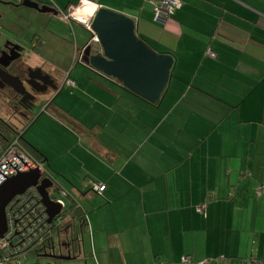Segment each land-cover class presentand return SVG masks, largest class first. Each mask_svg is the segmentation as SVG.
<instances>
[{
  "label": "crops",
  "instance_id": "1",
  "mask_svg": "<svg viewBox=\"0 0 264 264\" xmlns=\"http://www.w3.org/2000/svg\"><path fill=\"white\" fill-rule=\"evenodd\" d=\"M32 1L57 10L55 19L72 30L82 25L62 14L82 2L132 18L138 37L174 60L167 91L153 105L76 59L93 38L84 26L86 44L52 31L47 46L39 38L38 55L49 47L60 57L58 89L21 144L69 194L66 207L87 219L79 261L264 262V0H179L161 22L143 0ZM16 6L5 7L35 15ZM67 43L71 57L59 51ZM76 62L82 70L68 73ZM91 181L105 191L91 192Z\"/></svg>",
  "mask_w": 264,
  "mask_h": 264
},
{
  "label": "water",
  "instance_id": "2",
  "mask_svg": "<svg viewBox=\"0 0 264 264\" xmlns=\"http://www.w3.org/2000/svg\"><path fill=\"white\" fill-rule=\"evenodd\" d=\"M3 6H16L13 2H0ZM37 11L39 14L53 13L57 10L40 6L38 2L24 0L18 6ZM91 42L84 48L80 63L93 71L106 76L142 100L156 105L164 97L171 76L174 60L168 54H159L141 40L136 32V22L117 12L101 8L90 22ZM58 89V88H57ZM57 91V90H56ZM54 183L43 178L39 170L19 174L0 185V238L6 233L5 208L16 196L30 188H36L41 202L46 208L48 222L61 214L62 206L53 202L48 190ZM78 257H48L56 261L70 262Z\"/></svg>",
  "mask_w": 264,
  "mask_h": 264
},
{
  "label": "flooded vegetation",
  "instance_id": "3",
  "mask_svg": "<svg viewBox=\"0 0 264 264\" xmlns=\"http://www.w3.org/2000/svg\"><path fill=\"white\" fill-rule=\"evenodd\" d=\"M0 2L7 3L5 0ZM40 6L51 8L48 4ZM6 8L0 4V154L16 138L22 146L25 130L34 122L40 110L45 111L49 107V97L57 92L59 82L54 63L41 59L37 53L40 36L47 46L50 30L45 19L48 15L55 17L54 14L43 15L36 11L29 18L16 9ZM68 13L71 12L65 14ZM39 15L45 17L42 22L36 17ZM32 26L37 31H33ZM83 55L84 48L79 51L76 59L81 61ZM49 194L52 196V191ZM52 239L48 251L31 253L32 257H78V233L75 235L69 230L59 239L54 236Z\"/></svg>",
  "mask_w": 264,
  "mask_h": 264
},
{
  "label": "built area",
  "instance_id": "4",
  "mask_svg": "<svg viewBox=\"0 0 264 264\" xmlns=\"http://www.w3.org/2000/svg\"><path fill=\"white\" fill-rule=\"evenodd\" d=\"M153 7V16L156 22H161L172 15L179 7V0H145ZM82 5L90 8L88 16L77 19L74 17L75 11ZM76 9L69 10L68 14H63L64 20L72 19L77 21L87 30L90 31V22L95 16L98 8L87 2ZM66 86L74 87L75 84L71 80L65 81ZM34 170H39L43 178H46L44 165L41 162L35 161L25 149L20 145L18 139L10 141L1 151L0 154V185L5 183L9 178L29 173ZM93 191L102 193L106 186L104 184L91 183ZM57 193H53L52 201L62 206V211L65 210V198L69 194L65 190L58 189ZM50 196V194H49ZM62 213V212H61ZM58 215L53 221L56 225L61 221ZM46 208L41 202V197L36 188L26 190L22 195L14 197L5 208L6 233L0 238V264H26L29 258L32 257L30 250L41 246L44 243L53 242L51 235L52 227L48 222ZM87 220V219H86ZM223 262L224 259L217 260ZM183 262H188L183 259ZM210 261H202L197 264H209ZM243 264H264L254 258L244 260Z\"/></svg>",
  "mask_w": 264,
  "mask_h": 264
},
{
  "label": "rangeland",
  "instance_id": "5",
  "mask_svg": "<svg viewBox=\"0 0 264 264\" xmlns=\"http://www.w3.org/2000/svg\"><path fill=\"white\" fill-rule=\"evenodd\" d=\"M19 12H22V11H19ZM45 22H48L47 23V27L50 30V32L52 31L53 33H55V32L56 33H62L63 36H65V38L68 39L69 43H71L73 45H75L74 44L75 43L74 36H76L78 41L81 40L83 42V44L88 43L90 41V39H91V34L89 32H87L86 29L83 28L82 26L80 27L78 25H74V28H73L74 30H72L69 27H66V26L62 25L58 20L55 19V17H53L51 15H48V17H46ZM33 28H34L33 31H37V30H35V27H33ZM69 43L66 44V48L65 49L62 48L59 51L67 54L68 57L69 56L71 57L73 49L69 45ZM47 50L48 49H46V51H44V52L42 51L39 54V57L41 59L44 58V59L50 60L52 62V64L54 63V65H57V64H55V62H58L60 57L55 55V53H52V51L49 53V50L48 51ZM65 65L68 67L70 64H68V65L65 64ZM80 69L82 70V65L79 64L78 62H76V64H72L70 66V69H69L68 73H70L72 70L75 73H77ZM59 90H61V94H63V95H64L65 91H67V92L69 91L66 87H64L62 89L60 88ZM69 234H70V232H69ZM27 264H82V263L79 260L70 261V262H61V261H56L54 259H50V258H46V257H41V258L31 257V258H29Z\"/></svg>",
  "mask_w": 264,
  "mask_h": 264
},
{
  "label": "trees",
  "instance_id": "6",
  "mask_svg": "<svg viewBox=\"0 0 264 264\" xmlns=\"http://www.w3.org/2000/svg\"><path fill=\"white\" fill-rule=\"evenodd\" d=\"M146 4H148L149 6H151L152 7V5L151 4H149L148 2H146L145 0H143ZM180 5H181V2H180ZM10 7V6H9ZM152 10H153V7H152ZM24 148V147H23ZM25 149V148H24ZM25 151L28 153V155H30L35 161H38V162H41V163H43L42 161H41V159L39 158V157H35V156H33V155H31L26 149H25ZM44 171H45V168H44ZM45 177H47L46 175H44ZM49 178V177H48ZM50 179V178H49ZM91 183H96V184H101V183H98V182H95V181H91L90 182V184H89V186H90V191L91 192H93V193H98V192H96V191H93L92 190V185H91ZM261 188L262 189H264V182H263V184H262V186H261ZM58 190V188H56L55 186H53L49 191H52V194L51 195H53V193H57L56 191ZM48 191V192H49ZM105 191V190H104ZM103 191V192H104ZM102 192V193H103ZM98 194H101V193H98ZM50 198L52 199L53 197L52 196H50ZM70 199V197L68 196L67 198H65V201L67 200V203H68V200ZM196 210H197V212L198 213H202L203 211H204V206H200V207H197L196 208ZM59 217H61L62 219H61V221L62 222H60L59 224H57L56 223V225H55V223L53 222V224L51 225V227H52V230H51V235L50 236H54L56 239H59L61 236H63L64 235V233H66V232H68L69 230L71 231H73V233L76 235L77 233H79V231L82 229L81 227H83V226H86L87 227V220H86V218H85V216H83V214L80 212V209L76 206V205H71L70 204V206H68V204H67V207L65 208V210H63L62 211V213L60 214V216ZM58 218V217H57ZM56 219V218H55ZM54 219V220H55ZM53 220V221H54ZM57 220V219H56ZM69 229V230H68ZM66 230H68V231H66ZM48 238H52V237H47V239ZM51 242L49 243V241H48V243H44V244H42L41 246H38V247H35V248H32L31 250H30V252L32 253V254H36V253H39V251L40 252H46V251H48L50 248H51ZM187 259V261L188 262H186V263H184V264H197V263H199V262H202V261H205V260H202V261H197V262H194L193 260H192V258L190 257V256H185L183 259ZM249 258H252V257H249ZM220 259H224V257H220V258H218V259H216V260H207V261H210V263L209 264H211L212 262H216L217 260H220ZM246 259H248V258H246ZM245 259V260H246ZM257 260H259V259H257ZM259 261H262V260H259ZM217 262H219V261H217ZM263 262V261H262Z\"/></svg>",
  "mask_w": 264,
  "mask_h": 264
},
{
  "label": "bare ground",
  "instance_id": "7",
  "mask_svg": "<svg viewBox=\"0 0 264 264\" xmlns=\"http://www.w3.org/2000/svg\"><path fill=\"white\" fill-rule=\"evenodd\" d=\"M89 12L90 8L86 5H82L79 9L75 11L74 17L77 19H81L88 16Z\"/></svg>",
  "mask_w": 264,
  "mask_h": 264
}]
</instances>
